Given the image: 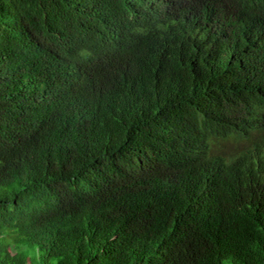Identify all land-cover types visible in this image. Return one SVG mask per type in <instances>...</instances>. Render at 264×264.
<instances>
[{
	"label": "trees",
	"instance_id": "1",
	"mask_svg": "<svg viewBox=\"0 0 264 264\" xmlns=\"http://www.w3.org/2000/svg\"><path fill=\"white\" fill-rule=\"evenodd\" d=\"M120 2L0 0V264H264V0Z\"/></svg>",
	"mask_w": 264,
	"mask_h": 264
},
{
	"label": "clouds",
	"instance_id": "2",
	"mask_svg": "<svg viewBox=\"0 0 264 264\" xmlns=\"http://www.w3.org/2000/svg\"><path fill=\"white\" fill-rule=\"evenodd\" d=\"M246 1L247 2L245 4H247L251 8H253L257 2V0ZM134 3H136V0H121L118 9H116L118 11V17L114 20L124 23L133 21L136 15ZM226 7L227 5L221 4L222 12ZM194 10L197 13H200L196 8H194ZM235 14L236 13L226 17L231 20L235 16ZM260 17L264 23V3L260 8ZM257 69L259 70V68ZM262 81L254 80L252 89L257 93L258 98H256L252 104L245 106L248 107L251 112L250 118L239 117L240 115H238L234 119L227 117L226 119H221L219 121V131H214V133H216L221 140L226 141V144L233 141L236 144V141L240 142V140L244 142L245 135L239 136V134L242 132L241 127H250L251 130L261 128L263 129L262 132L257 134H264V81ZM224 186L228 189H234L231 185L224 184Z\"/></svg>",
	"mask_w": 264,
	"mask_h": 264
},
{
	"label": "rangeland",
	"instance_id": "3",
	"mask_svg": "<svg viewBox=\"0 0 264 264\" xmlns=\"http://www.w3.org/2000/svg\"><path fill=\"white\" fill-rule=\"evenodd\" d=\"M28 255H29V262H28V264H37V262L35 261L34 252H32V253H30Z\"/></svg>",
	"mask_w": 264,
	"mask_h": 264
}]
</instances>
